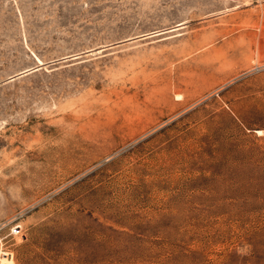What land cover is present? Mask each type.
I'll return each instance as SVG.
<instances>
[{
	"label": "rangeland",
	"instance_id": "rangeland-1",
	"mask_svg": "<svg viewBox=\"0 0 264 264\" xmlns=\"http://www.w3.org/2000/svg\"><path fill=\"white\" fill-rule=\"evenodd\" d=\"M264 264V0H0V264Z\"/></svg>",
	"mask_w": 264,
	"mask_h": 264
},
{
	"label": "built area",
	"instance_id": "built-area-1",
	"mask_svg": "<svg viewBox=\"0 0 264 264\" xmlns=\"http://www.w3.org/2000/svg\"><path fill=\"white\" fill-rule=\"evenodd\" d=\"M4 254H5L4 256L6 257L5 259H7V258H10V259H12V256H11V254H7V253H4Z\"/></svg>",
	"mask_w": 264,
	"mask_h": 264
},
{
	"label": "bare ground",
	"instance_id": "bare-ground-1",
	"mask_svg": "<svg viewBox=\"0 0 264 264\" xmlns=\"http://www.w3.org/2000/svg\"><path fill=\"white\" fill-rule=\"evenodd\" d=\"M4 259H5V258H4ZM5 260H7V261L11 260V261H12V259H10V258H7V259H5ZM12 264H13V261H12Z\"/></svg>",
	"mask_w": 264,
	"mask_h": 264
}]
</instances>
